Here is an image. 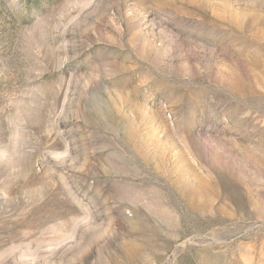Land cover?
Wrapping results in <instances>:
<instances>
[{"label":"rangeland","instance_id":"374dc122","mask_svg":"<svg viewBox=\"0 0 264 264\" xmlns=\"http://www.w3.org/2000/svg\"><path fill=\"white\" fill-rule=\"evenodd\" d=\"M0 264H264V0H0Z\"/></svg>","mask_w":264,"mask_h":264}]
</instances>
